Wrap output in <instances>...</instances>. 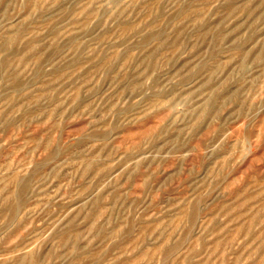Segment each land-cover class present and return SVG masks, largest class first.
I'll use <instances>...</instances> for the list:
<instances>
[{
  "label": "rangeland",
  "instance_id": "obj_1",
  "mask_svg": "<svg viewBox=\"0 0 264 264\" xmlns=\"http://www.w3.org/2000/svg\"><path fill=\"white\" fill-rule=\"evenodd\" d=\"M0 264H264V0H0Z\"/></svg>",
  "mask_w": 264,
  "mask_h": 264
}]
</instances>
